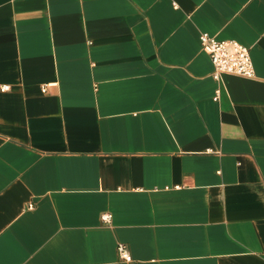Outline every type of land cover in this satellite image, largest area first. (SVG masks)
I'll list each match as a JSON object with an SVG mask.
<instances>
[{"label":"crops","instance_id":"0c3cea01","mask_svg":"<svg viewBox=\"0 0 264 264\" xmlns=\"http://www.w3.org/2000/svg\"><path fill=\"white\" fill-rule=\"evenodd\" d=\"M0 264H264V0H0Z\"/></svg>","mask_w":264,"mask_h":264},{"label":"built area","instance_id":"2783aa9c","mask_svg":"<svg viewBox=\"0 0 264 264\" xmlns=\"http://www.w3.org/2000/svg\"><path fill=\"white\" fill-rule=\"evenodd\" d=\"M203 50L210 56L214 65L213 77L221 81L223 75H234L244 78H255V69L250 49L236 41H218L216 38L203 33L201 35ZM9 86L2 87V91H8ZM47 91L46 87L43 90ZM220 97V90L217 91L215 101ZM111 215H105L103 221L109 223ZM121 259L127 263L132 262V257L124 246L119 248Z\"/></svg>","mask_w":264,"mask_h":264}]
</instances>
